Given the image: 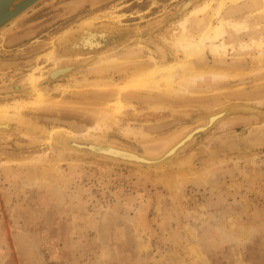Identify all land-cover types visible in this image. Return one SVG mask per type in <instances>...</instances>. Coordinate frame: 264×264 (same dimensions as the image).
Returning a JSON list of instances; mask_svg holds the SVG:
<instances>
[{
    "label": "rangeland",
    "instance_id": "1",
    "mask_svg": "<svg viewBox=\"0 0 264 264\" xmlns=\"http://www.w3.org/2000/svg\"><path fill=\"white\" fill-rule=\"evenodd\" d=\"M81 2L38 0L10 33L0 35V264H264V139L248 137L264 121V59L254 62L249 57L253 49H229L238 56L228 60L234 63L230 67L262 70L226 81L207 79L192 87L197 94L173 96L172 101L161 91L143 90L150 96H129V105L110 110L119 125L159 136L195 124L205 111L200 102L222 101L229 110L220 128L216 124L204 130L180 153L194 150L189 162L177 164L178 155H172L154 164L134 163L86 145H75L76 152L65 150L56 143L55 132H60L48 130L62 129L77 140L114 141L140 154L154 144L140 134L137 140L114 128L102 132L82 112L33 105L38 93L110 107L127 94L110 96L117 89L79 86L80 70L88 77H118L127 68L151 66L149 55L159 61L183 58L164 37L179 30L178 25L168 28L188 0H104L93 7ZM249 3H241L236 16ZM94 26L135 32L113 45L103 39L104 46L124 55V62L100 72L85 64L75 73L53 76L58 68L87 57L83 55L98 54L67 55L61 49L84 28L82 39L96 35L88 31ZM230 39L236 38L226 41ZM139 42L140 48L130 47ZM204 54L196 65L214 62L207 49ZM4 87L8 91H1ZM206 135L213 136L204 146ZM57 153L63 158L58 169H47L42 155L50 159Z\"/></svg>",
    "mask_w": 264,
    "mask_h": 264
},
{
    "label": "bare ground",
    "instance_id": "2",
    "mask_svg": "<svg viewBox=\"0 0 264 264\" xmlns=\"http://www.w3.org/2000/svg\"><path fill=\"white\" fill-rule=\"evenodd\" d=\"M195 1L196 0H192V2ZM213 1L215 2L214 6L211 5ZM241 1L242 0H200V3H197L189 8L187 7L190 1H188L186 4H183L176 12L178 15L180 14V17L175 22H172V26L168 28L172 30L175 25H178L179 30L173 29L171 32H169V36L164 37V41L177 53L182 52L183 58L179 61H159L152 55H149V58L153 62V64L149 67H136L132 70H127V68L124 69L122 74L118 77H115L112 73H99L88 77L84 71L80 70L85 69L82 68V66L85 64L87 68L97 66L100 69L96 72H100L109 70V68L117 65L116 63L120 65L122 62H124V55L119 56L121 53L113 50L111 51L109 49L110 47L107 48L105 46L106 48L97 51L98 54L94 55L93 57L92 55H83L87 57L81 59V61L72 62V64L68 66L65 65L66 67L58 69L56 68L57 71L54 72L52 70L53 76L68 70L71 73H75L80 70L83 73V78L81 80H77L79 81V86L95 90L117 89L115 92L111 93L109 91L108 94L106 93L107 95L111 94L110 96L116 95V93L117 95H121L123 93L127 94L126 98L123 100L120 99V96V98L113 101V104L110 107L100 104L96 105V103L90 102L72 103L62 99L59 100L60 98L58 100L57 98H46L43 93H38V98L36 101H32L33 105L39 106L40 108H61L82 112L83 114L90 116V118L94 121L96 128L102 130V132L114 128L125 136L128 134L134 135L137 140V134H140L141 136L139 137H142L143 141L147 142L151 140V142L154 144V147H147L145 152L140 154L139 152L126 148L125 146L114 141H106L105 143H101L98 140L91 139L89 137H82L80 139L78 138L77 140V137L66 133L62 129L48 130V132L52 133L54 131H58L62 133L60 134L55 132V139L57 141L56 143H59L62 146V149L69 151H77L78 149L76 148L79 147H75V145H86L90 146L93 151H101L111 155L112 157L118 156L124 158V156H126L134 163L142 161L149 164H154L164 161L172 155H178L177 159L175 160L177 164L185 161L189 162V159L194 156V150L184 155H180V153L185 147L193 142L197 135L203 133L204 130L208 131L216 124H218L216 128H220L221 122H223L222 120L224 119L223 114L227 113L225 110H229L224 104L221 105L222 101H216L211 104L203 103V101L200 102L199 106L202 107V111L205 110L206 112L204 111L200 114V118L198 121L196 119L197 122H195V124L185 123L180 125L179 128L177 127L171 129L168 131V133L159 136H153L155 134L141 131L139 128L133 129L129 125H119L116 121L117 118L114 119V115L111 111L118 112L125 105H129V96L149 97L150 95L141 93L143 90L161 91L167 101H172L173 96H191L197 94L198 92L193 90L192 87L197 83L204 84L207 79L211 82L223 80L226 81L230 78L235 79L246 74L260 72L262 70L261 66L252 67L250 70L243 72L236 68L230 67L231 65L234 66V63L228 61L229 59L238 57L234 53L229 52V49L235 50V48L240 50H255L254 54L249 55V57H251L254 62H259L264 59V0H250L251 2L247 7V11H245V13L240 16H228L226 13L220 16V13L223 11L226 5L239 4ZM32 5L21 11L18 15L9 20V22L1 25L0 35L10 33V31H12L19 22V19L24 15L26 10ZM209 10H211L212 13L210 16L207 14ZM211 16H216L217 21L211 22ZM190 17H192V19L189 21L190 26H188L187 23ZM245 35H247L248 38H244ZM231 36L235 37L236 39H230L226 41V39ZM94 37L95 34H89L85 36L82 40V45H84V47L92 48L103 44V40ZM141 45L142 44L139 42L134 43L130 47L140 48ZM205 49L211 53V56L215 59L214 62L211 64H206L204 62L205 65H196V59L206 56V54H204ZM63 64H65V62ZM215 64H218L219 67L213 66ZM72 75L73 74H71V76ZM67 86L68 85L66 84L64 87ZM13 87L21 88V85H14ZM120 89L132 90L121 91ZM147 93L152 94L150 92ZM259 98H256L255 100L257 102L261 101V98ZM15 101L17 102L20 100L15 99L14 102ZM184 112L186 114L188 113L187 110ZM212 136L213 135H209L206 137V140L203 144L204 146H207V143L210 141ZM248 137L249 139L254 140L264 138V121L256 124L250 131ZM64 140L66 143H63ZM44 156L42 155L41 159L48 161L47 169L51 170L58 169L57 162L60 159H63L59 156V154L57 157L50 159L46 157V154ZM207 171L208 167L202 170L204 173ZM192 251L195 252L194 249H192Z\"/></svg>",
    "mask_w": 264,
    "mask_h": 264
},
{
    "label": "water",
    "instance_id": "3",
    "mask_svg": "<svg viewBox=\"0 0 264 264\" xmlns=\"http://www.w3.org/2000/svg\"><path fill=\"white\" fill-rule=\"evenodd\" d=\"M36 1L37 0H0V26L9 22V20H11L16 15H18L21 11L28 8L30 5L34 4ZM188 1L192 2V0H188ZM174 16H176V15H173V17ZM84 29H86V28H84ZM84 29H82L81 31H77V32L73 33V39L67 45H65L66 47L63 46L61 48L62 52L64 54L70 55V54H74L76 52H80L82 54H88L89 52L94 53V52L100 51L101 49H103L105 47L103 44L99 45V46L92 47V48L83 47L84 45H82V40H83L82 35H84V33H85ZM88 29H89L88 31H91V32L97 31L95 38L103 40L104 38L106 39V37H107L108 40L110 41V43L108 45H113L115 43L117 44L119 42L120 43L125 42L131 36L135 35V32L133 30H130V29H121V30L109 29L108 30V28H104L101 26H94V27H90ZM101 35H103V36H101ZM1 91H8V89L6 87L5 89H2ZM230 107H233V106H230ZM11 128H13V127H11ZM63 143H66V141L64 140ZM91 154L93 156H95V155L96 156H103L102 153L101 154L100 153L95 154V152H93Z\"/></svg>",
    "mask_w": 264,
    "mask_h": 264
},
{
    "label": "crops",
    "instance_id": "4",
    "mask_svg": "<svg viewBox=\"0 0 264 264\" xmlns=\"http://www.w3.org/2000/svg\"><path fill=\"white\" fill-rule=\"evenodd\" d=\"M82 2H81V6L82 7H84L85 5H89L90 7H93V6H96V5H98L100 2H102V1H104V0H81ZM249 2H251L250 0H249ZM197 3H200V1L199 2H197ZM196 3V4H197ZM246 4V0H242L239 4H235V5H230V4H228V5H226L225 7H224V9H223V11L220 13V16H222L224 13H226L228 16H236V13H237V10L238 9H236L237 7H239V8H242V7H240V4ZM250 4V3H249ZM249 4L248 5H246V6H244V7H248L249 6ZM192 6H194V5H190V7H192ZM243 9V8H242ZM191 18V17H190ZM227 154V153H226ZM229 183H231V182H229ZM232 184H235V183H232Z\"/></svg>",
    "mask_w": 264,
    "mask_h": 264
}]
</instances>
